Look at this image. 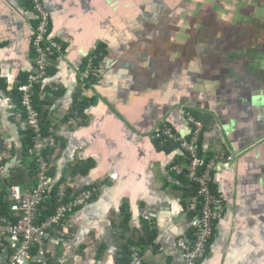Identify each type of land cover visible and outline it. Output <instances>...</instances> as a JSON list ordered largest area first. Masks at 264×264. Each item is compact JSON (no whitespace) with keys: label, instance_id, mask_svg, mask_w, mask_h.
Wrapping results in <instances>:
<instances>
[{"label":"crops","instance_id":"crops-1","mask_svg":"<svg viewBox=\"0 0 264 264\" xmlns=\"http://www.w3.org/2000/svg\"><path fill=\"white\" fill-rule=\"evenodd\" d=\"M33 2L0 0L6 204L10 185L36 183L18 91L35 71ZM42 3L62 44L35 92L41 125L61 139L45 152L51 192L62 183L69 197L98 187L50 230V264H128L131 245L143 264H184L177 241L193 237L196 188L184 150L153 133L167 123L188 136V113L202 124L203 154H234L213 172L211 189L225 211L200 264H264V0ZM90 56L96 74L87 79ZM141 208L157 217L143 219Z\"/></svg>","mask_w":264,"mask_h":264},{"label":"built area","instance_id":"built-area-1","mask_svg":"<svg viewBox=\"0 0 264 264\" xmlns=\"http://www.w3.org/2000/svg\"><path fill=\"white\" fill-rule=\"evenodd\" d=\"M37 14L32 47L35 53V71L25 83L18 86L21 103L26 114V123L32 130V144L28 153L35 164L36 183L33 187L22 189L18 184L8 188V210L2 211L0 204V254H4L0 264H50L48 241L50 230L56 224L68 218L75 209L88 203L98 191L95 185L86 188L82 194L68 196V187L63 183L51 192V176L45 152L61 143L54 129L49 127L45 134L41 125L40 112L35 98L36 84L48 75L49 65L62 44L50 35V12L42 0H34ZM96 58L97 56L94 55ZM89 57L85 77L96 74L95 58ZM192 129L188 136L176 133L171 125L163 123L153 133L159 144L176 142L188 157L186 177L195 186L189 208L196 213L192 239L181 237L177 246L181 250L184 264H200L207 255L211 239L215 236L217 222L224 216L223 200L211 189L213 172L221 164L227 165L233 159L225 150H214L210 157L200 150L202 124L191 114H187ZM52 201L50 202V200ZM53 203L54 212L41 217L42 210ZM145 220L157 217V212L141 208ZM128 264H143V256L136 245H131Z\"/></svg>","mask_w":264,"mask_h":264},{"label":"trees","instance_id":"trees-1","mask_svg":"<svg viewBox=\"0 0 264 264\" xmlns=\"http://www.w3.org/2000/svg\"><path fill=\"white\" fill-rule=\"evenodd\" d=\"M58 54V53H57ZM22 104V103H21ZM43 130H44V133L47 134L48 133V126H46V123L45 125L42 126ZM33 135L32 131H29L26 133V138H27V145L29 146V144H31V136ZM212 185V183H211ZM54 191V188L53 190ZM52 201V199L50 200V202ZM53 202V201H52ZM0 204H1V210L2 211H7L8 210V206L6 204V201L4 199H0ZM54 212V205L53 203L49 204V207H48V214L49 213H53Z\"/></svg>","mask_w":264,"mask_h":264},{"label":"rangeland","instance_id":"rangeland-1","mask_svg":"<svg viewBox=\"0 0 264 264\" xmlns=\"http://www.w3.org/2000/svg\"><path fill=\"white\" fill-rule=\"evenodd\" d=\"M185 113H186V111H185ZM197 122H198V119H197ZM199 123V122H198ZM200 124V123H199ZM170 143V142H169ZM232 156H233V158H234V154H232Z\"/></svg>","mask_w":264,"mask_h":264},{"label":"clouds","instance_id":"clouds-1","mask_svg":"<svg viewBox=\"0 0 264 264\" xmlns=\"http://www.w3.org/2000/svg\"><path fill=\"white\" fill-rule=\"evenodd\" d=\"M175 131V130H174ZM176 132V131H175ZM177 133V132H176ZM183 135V134H182ZM183 136H186V135H183Z\"/></svg>","mask_w":264,"mask_h":264}]
</instances>
